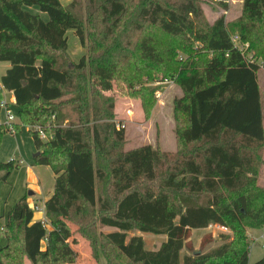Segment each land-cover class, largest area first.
<instances>
[{"label": "trees", "instance_id": "obj_1", "mask_svg": "<svg viewBox=\"0 0 264 264\" xmlns=\"http://www.w3.org/2000/svg\"><path fill=\"white\" fill-rule=\"evenodd\" d=\"M203 2L0 0V62L11 65L1 78L0 101L4 91L13 92L17 131L28 125L41 152L34 164L65 170L47 209L67 212L81 199L93 206V219L79 230L98 264H251L247 229L264 227L262 65L248 60L232 36L264 56V0H243L236 20L222 14L212 23ZM219 4L227 10L226 0ZM34 6L40 12L29 10ZM70 30L86 49L79 62L68 53ZM175 37L199 43L197 57L174 59ZM164 78L183 91L174 106L177 150L150 143L125 149L116 100L106 93L121 79L145 95L146 82ZM6 131L0 125V146ZM20 166L16 159L0 163V182ZM28 198L7 215L0 208V264L76 263L69 224L34 221ZM98 224L114 230L97 234ZM211 224L232 229L234 238L222 234L226 241L218 247L182 258L193 230ZM134 230L167 240L148 250L142 236L129 237ZM210 241L212 234L202 244ZM252 264H264V255Z\"/></svg>", "mask_w": 264, "mask_h": 264}, {"label": "rangeland", "instance_id": "obj_2", "mask_svg": "<svg viewBox=\"0 0 264 264\" xmlns=\"http://www.w3.org/2000/svg\"><path fill=\"white\" fill-rule=\"evenodd\" d=\"M61 1L63 4L68 5L72 0ZM219 2L220 0H204L202 4L205 18L209 23H212L222 14H225L227 21H234L240 17L243 0H226L228 5L227 10ZM29 10L34 13L40 12L36 6L29 8ZM42 15L45 19L49 17L46 13ZM260 32L264 35V24L261 25ZM68 36V53L74 62H79L80 58L86 53V49L81 46L73 30L68 32ZM162 36V34H159L157 37L162 38ZM173 43L174 59L179 61H185L190 57H197L195 55L201 50L199 43L195 42L193 44L191 41V43L187 44L186 40L182 37L173 38ZM244 44L243 53L248 58H253L262 65L258 72V78L264 99V56L259 57L248 42H244ZM189 47H192L190 51L185 50ZM207 56L209 57L210 54ZM172 65L169 64L170 68L173 69ZM3 67L4 64L0 62V78L1 73L3 74L4 72ZM140 87L138 85L133 87L128 86V83L117 79L115 80L113 89L106 93L107 95L114 96L116 100V125L117 128H123L126 132L125 149L150 143L167 152H175L178 147L176 132L180 121L175 116L174 106L175 98L180 97L183 93L181 87L175 82L174 78L146 82L145 87L149 88L150 91L145 95L140 94V92L136 93ZM5 98L10 102V110L18 117V105L11 99L10 95L5 94ZM4 119L5 111L1 110L0 121L2 122ZM28 127V125H22L21 130L16 135H12L8 131L2 135L0 163L12 159L22 161V166L12 172L8 182H0V208L5 215H7L9 210L14 207L21 197L30 192V189H28L29 181H27L28 175L26 168L27 165L34 164V155L39 150L29 134ZM49 129L52 128L50 127ZM77 142H79V139ZM260 157L258 184L264 187V147L260 151ZM59 165L62 166L61 164ZM42 186L45 190H48L51 188V183L47 184L46 179H43ZM31 196L29 198H32ZM74 208H79V210H74ZM92 209L93 206L88 201L81 199L67 212L61 211L55 214L47 212V216L49 217L48 223L51 226L55 219H63L71 227L72 235L68 240L77 250V261L74 264H98L92 257L91 247L83 238L85 236L79 230V223L87 224L93 219L94 214L92 213ZM113 230L109 227H101L100 224L97 226V234L100 231L107 233ZM262 233V228L247 229V239L250 244L249 262L251 264L261 259L264 255V240L261 238ZM208 234H212V241L203 245L202 242ZM222 234L230 237L231 240L234 238V232L230 228L228 230H220L216 227H208L193 230L190 240V246L192 248H184L181 252V257L183 258L185 255L193 253L203 254L218 247L226 241L225 238H222ZM133 235L142 236L145 240V247L148 250L159 249L162 243L167 240L166 235L143 233L138 230L129 232V237ZM25 263L31 264L28 259Z\"/></svg>", "mask_w": 264, "mask_h": 264}, {"label": "crops", "instance_id": "obj_3", "mask_svg": "<svg viewBox=\"0 0 264 264\" xmlns=\"http://www.w3.org/2000/svg\"><path fill=\"white\" fill-rule=\"evenodd\" d=\"M4 64L3 67V74L6 73V71L10 68L9 62H1ZM0 78V82H1ZM8 94L11 96V99H14L15 96L12 91H4V95ZM17 134V133H16ZM14 134V135H16ZM13 135V134H12ZM21 166H22V161ZM28 180L29 181V187L28 189L32 190V194H29L32 198H28L29 205L35 204L38 205L41 209L39 211H36L34 214V221L37 220H46L49 221V217L47 216V212H50L47 209V203L52 201L56 198L57 193V183L60 178V176L65 173V170H61L60 172H55L52 166L49 165H39V164H29L26 168ZM43 179H46V183H51V188L48 190H45V188L42 186ZM78 203V201L70 202L68 204V209H71L73 205ZM64 211V209H62ZM74 210H79V208H74ZM54 213V212H53ZM55 214V213H54ZM26 264V263H25Z\"/></svg>", "mask_w": 264, "mask_h": 264}, {"label": "built area", "instance_id": "obj_4", "mask_svg": "<svg viewBox=\"0 0 264 264\" xmlns=\"http://www.w3.org/2000/svg\"><path fill=\"white\" fill-rule=\"evenodd\" d=\"M232 41L234 42L235 46L240 49L243 53V49L245 47V44L243 41H241V37L238 34H235L232 36ZM245 54V53H244ZM247 57V55H246ZM248 60L256 62L255 59L253 58H248ZM2 84L0 83V86ZM14 102L16 103L15 98L13 99ZM0 109L5 111V119L1 122L0 121V125H2L8 132H10L11 134H16L18 133L17 131V124L19 122V118L14 114V112L12 110H10V102L5 98V95L3 97V99L0 101ZM36 129L39 130L40 136L42 139H47V135L46 133L40 129L39 127H37ZM31 208L36 212L39 211L41 208L38 205L32 204ZM43 222L47 223L48 222L46 220H42ZM50 227V225H48ZM209 227H216L220 230H228L227 227L225 226H221V225H215V224H211ZM263 233L261 234V238L264 240V227L262 228ZM264 248V245H263Z\"/></svg>", "mask_w": 264, "mask_h": 264}, {"label": "water", "instance_id": "obj_5", "mask_svg": "<svg viewBox=\"0 0 264 264\" xmlns=\"http://www.w3.org/2000/svg\"><path fill=\"white\" fill-rule=\"evenodd\" d=\"M40 153H41V152L38 151V153H36V154L34 155V157L40 155ZM29 194H32V190H30Z\"/></svg>", "mask_w": 264, "mask_h": 264}]
</instances>
